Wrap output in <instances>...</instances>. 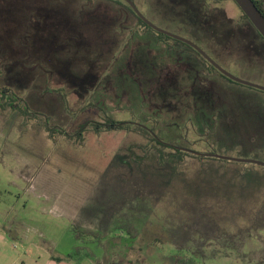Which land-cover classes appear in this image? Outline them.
<instances>
[{
	"label": "rangeland",
	"instance_id": "obj_1",
	"mask_svg": "<svg viewBox=\"0 0 264 264\" xmlns=\"http://www.w3.org/2000/svg\"><path fill=\"white\" fill-rule=\"evenodd\" d=\"M46 1L0 0V85L16 94L13 106L0 101V245L34 244L26 264L41 248L71 252L77 264H264V167L190 153L160 164L158 144L143 131L171 147L264 162V92L199 61L173 59L155 33L109 0ZM132 1L156 26L185 37L172 23L189 21L179 0ZM204 3L209 21L234 36L208 54L264 86L256 29L233 0ZM144 48L161 62L147 97L138 98L131 53ZM173 69L180 80L196 73L197 82L184 80V96L159 97ZM71 70L86 81L70 84ZM106 119L133 125H87L76 135Z\"/></svg>",
	"mask_w": 264,
	"mask_h": 264
},
{
	"label": "trees",
	"instance_id": "obj_2",
	"mask_svg": "<svg viewBox=\"0 0 264 264\" xmlns=\"http://www.w3.org/2000/svg\"><path fill=\"white\" fill-rule=\"evenodd\" d=\"M46 1V0H44ZM112 3L120 6L122 8V12L123 13H128L133 15V17H135L137 19V22L139 24L140 27L144 28L146 31L148 32H153L156 34L157 37V42L158 43H163L165 44L167 47L170 48L168 55L175 59L177 56H180V58H182L183 60L187 61L188 65H195L196 61H199V63L203 64L204 66L206 65V67L208 68L209 71L215 72L216 74H218L221 78H223L224 80H227L231 83H235L233 81H231L230 79H228L227 77H225L224 75H222L220 72H218L209 62H207L204 58H202L199 53L197 51H195L192 47L188 46L185 43H182L180 41H177L175 39H172L164 34H160L155 32L154 30H152L148 25H146L135 13L134 11L130 8V6L122 1V0H109ZM180 3H178V7H179V12L180 15L184 17V19H188L189 21H184L181 19H178L177 21H173L172 23L174 24V26H177V29L179 31L184 32L185 34V38L193 41L194 43H196L198 46H200L203 50H209V45H211L213 47V49L219 48V46L222 43L227 44V42L230 41V39H233L234 36L232 37L231 34V30L227 29L226 26H224V24H222L220 27H217L213 24V22L209 21V12H208V8L206 6V4L204 3V0H195V2H193V0H179ZM253 2L255 3V5L257 6V8L262 12V14L264 15V10L262 8V6L260 5L259 1L257 0H253ZM48 6L47 1L42 5L43 8H46ZM41 7V8H42ZM46 11V10H45ZM46 13V12H44ZM42 13L44 16L48 17H52V14H44ZM243 13V12H242ZM244 15V14H243ZM185 19V20H186ZM174 20V19H173ZM244 20L247 21L252 27L253 25L250 23V21L248 20V18L244 15ZM254 28V27H253ZM124 29L127 30L128 27L124 26ZM116 32L118 33H122L121 29L116 28L115 29ZM201 31L206 32L208 31V33H211L210 36L208 37H201V35L199 34ZM133 33H135V31H132ZM132 33L133 36H135ZM178 33V32H177ZM257 34L259 35V33L257 32ZM218 36H220V42H219V38H217ZM260 36V35H259ZM68 37V34H67ZM241 38V37H240ZM260 38L262 40H264L261 36ZM244 42V46L245 48L249 49V47H247V45L245 44V39H242ZM62 42L61 45H65V43H69V40H67V38L65 37L63 39V41L60 39V37H58L57 35H55L54 37V42ZM215 41H217V45H215ZM174 45H173V44ZM75 44V43H73ZM126 46V45H124ZM217 46V48H216ZM243 46V47H244ZM69 49L70 48V43L68 45ZM127 47V46H126ZM211 47V48H212ZM50 48H48L49 50ZM72 49H78L76 46H72ZM50 51L52 52V48L50 49ZM210 51V50H209ZM208 52V51H206ZM111 54L114 52H110ZM182 53V54H181ZM209 54L211 53L208 52ZM117 54V53H116ZM114 55L113 57H110L109 60V67L114 63V61H116L117 55ZM68 56V55H67ZM131 56L134 57V62L131 64L132 65V70L130 75L133 76V78L136 79V85H137V89H138V94L137 97L141 98V93L143 95V97H147L148 92L150 91V84L152 83L151 81V77L153 74L157 75L158 71L160 70V63L161 61H158V59L156 57H150V55L148 54V52H146V49H142V50H138L134 53H131ZM159 56L161 57V54H159ZM163 56H167V54H163ZM85 58V56H84ZM186 58V59H185ZM91 60V59H88ZM179 62L175 60L173 63L174 65H178L179 66ZM95 64V63H94ZM149 68H148V65ZM157 64H159V66H157ZM107 65V63H106ZM107 65V66H108ZM124 65V62H123ZM122 65V66H123ZM130 65V66H131ZM96 66V64H95ZM170 66V65H169ZM123 70L121 71H125L124 67L122 68ZM128 70H130V68H127ZM138 70L137 72H134ZM143 70H146L145 72H143ZM174 73L172 74V83H167L166 85H162L161 84V88L162 89V94H159V97H163V96H170L171 94L173 95V97L171 98H175L177 97L179 94H183L184 96V92L182 93V91L185 90V82L184 80H189L190 82L196 81L197 82V78L193 72L190 73V76H187L186 79H182L180 80V72H178L177 70H174ZM71 73H73L70 76L71 78H69L70 84L72 83H76V82H80L83 83L86 81L87 79V74H80L77 73L76 71L71 70ZM142 73H144L145 77L143 75H141ZM119 74V73H118ZM159 75V74H158ZM195 76V78H194ZM109 78V77H108ZM107 78V79H108ZM238 84V83H237ZM240 85V84H239ZM160 86V85H159ZM163 87V88H162ZM166 87V88H165ZM174 91H180V93H176ZM132 93V92H131ZM170 93V94H169ZM132 95V94H131ZM134 95H132L133 97ZM158 97V96H157ZM13 98H16V94L12 92V90L10 88H6V87H2L0 85V101H2L3 99H7L6 102H9V106H13L10 101H12ZM144 98V100H145ZM6 104H2V107H4ZM19 110H21L23 112V114H29L28 111V107L24 106H18ZM87 125H89L90 128H94L96 131H100L103 128H117V127H123L126 125H133L132 123H127V122H120V121H115L113 119H106V121H104L103 123H98V122H93V121H88L87 123H85L84 125L81 126V130L78 131L76 133L77 136H81L82 135V131L87 130ZM139 128V127H138ZM142 128V127H140ZM143 129V128H142ZM146 131L148 134L151 135V140L154 141L156 144L154 148L156 150V155L158 158V163L160 164H165L167 162H171V161H176L178 162H182L184 160V155L188 156L187 152L182 151L179 148H174L168 145H164L163 143H161L159 141V139H157L155 137V135H153L152 132H149L147 130H143ZM170 149V150H169ZM165 150H169L170 152L167 153ZM201 157V156H200ZM73 254H69L65 257V259L69 258H73ZM54 260L60 262L63 261L65 259L63 258H57V257H53Z\"/></svg>",
	"mask_w": 264,
	"mask_h": 264
},
{
	"label": "water",
	"instance_id": "obj_3",
	"mask_svg": "<svg viewBox=\"0 0 264 264\" xmlns=\"http://www.w3.org/2000/svg\"><path fill=\"white\" fill-rule=\"evenodd\" d=\"M126 2L130 8L134 11V13L146 24L148 25L152 30H154L157 33L164 34L172 39H175L177 41H180L182 43L187 44L188 46L192 47L195 51H197L207 62H209L217 71H219L222 75L230 79L231 81L238 83L243 86H247L250 88H254L260 91L264 92V86L255 84L243 79H240L236 77L235 75L231 74L227 70H225L222 66H220L217 62H215L200 46H198L193 41L180 36L178 34L169 32L167 30H164L158 26H156L154 23H152L150 20H148L145 15L138 9V7L135 5V3L132 0H122ZM240 10L243 12V14L248 18L250 23L253 25V27L256 29V31L259 33V35L264 39V15L262 12L257 8L253 0H233ZM185 150V149H183ZM189 153L201 156V157H208V158H215L230 162H236V163H249L254 164L258 166L264 167V162L254 160V159H247V158H236V157H228L224 155H219L216 153H200L193 150H187Z\"/></svg>",
	"mask_w": 264,
	"mask_h": 264
},
{
	"label": "crops",
	"instance_id": "obj_4",
	"mask_svg": "<svg viewBox=\"0 0 264 264\" xmlns=\"http://www.w3.org/2000/svg\"><path fill=\"white\" fill-rule=\"evenodd\" d=\"M0 246H3L0 247V264H26V259L28 258L26 255L30 251L34 252L31 248H26L34 246V244H30L26 241L22 244L3 242ZM35 247H39V245L35 244ZM42 249L43 248L40 249V253L37 254V257L33 259L31 264H77L74 258L65 259V257L71 254V252L68 254H62L59 252H50L47 248L44 250ZM11 250H17V252H11ZM53 257L63 258L65 260L58 262L54 260Z\"/></svg>",
	"mask_w": 264,
	"mask_h": 264
},
{
	"label": "flooded vegetation",
	"instance_id": "obj_5",
	"mask_svg": "<svg viewBox=\"0 0 264 264\" xmlns=\"http://www.w3.org/2000/svg\"><path fill=\"white\" fill-rule=\"evenodd\" d=\"M259 36V35H258ZM260 37V36H259ZM264 41V40H263ZM205 51V50H204ZM206 52V51H205ZM259 52V51H258ZM207 54H208V52H206ZM260 53V52H259ZM200 55V54H199ZM209 55V54H208ZM201 56V55H200ZM210 56V55H209ZM202 57V56H201ZM211 57V56H210ZM203 58V57H202ZM212 58V57H211ZM213 60L215 59L214 57L212 58ZM216 60V59H215ZM214 60V61H215ZM216 62V61H215ZM218 63V62H217ZM219 64V63H218ZM220 65V64H219ZM221 66V65H220ZM257 69H259V68H257ZM254 70H256V69H254ZM258 71V70H257ZM219 72V71H218ZM135 125H137V124H135ZM139 126H141L142 128H147V127H145V126H143V125H138V127ZM148 131L149 132H151L149 129H148ZM158 139V138H157ZM160 141V140H159ZM161 142V141H160ZM161 143H163V142H161ZM164 145H166L165 143H163ZM174 148H179V149H181L182 151H184V152H187V153H189L187 150H191V149H186V148H181V147H175V146H173ZM183 149H185V150H183ZM191 154V153H190Z\"/></svg>",
	"mask_w": 264,
	"mask_h": 264
}]
</instances>
